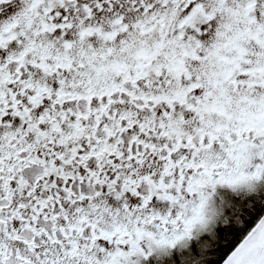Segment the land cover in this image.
Listing matches in <instances>:
<instances>
[{"label":"snow or ice","instance_id":"snow-or-ice-1","mask_svg":"<svg viewBox=\"0 0 264 264\" xmlns=\"http://www.w3.org/2000/svg\"><path fill=\"white\" fill-rule=\"evenodd\" d=\"M0 264H264V0H0Z\"/></svg>","mask_w":264,"mask_h":264}]
</instances>
